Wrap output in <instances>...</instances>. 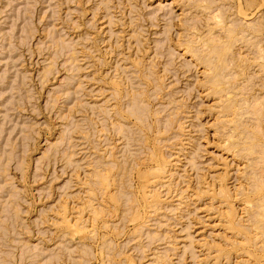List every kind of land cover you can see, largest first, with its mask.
Wrapping results in <instances>:
<instances>
[{
    "label": "rangeland",
    "instance_id": "1",
    "mask_svg": "<svg viewBox=\"0 0 264 264\" xmlns=\"http://www.w3.org/2000/svg\"><path fill=\"white\" fill-rule=\"evenodd\" d=\"M0 264H264V0H0Z\"/></svg>",
    "mask_w": 264,
    "mask_h": 264
},
{
    "label": "bare ground",
    "instance_id": "2",
    "mask_svg": "<svg viewBox=\"0 0 264 264\" xmlns=\"http://www.w3.org/2000/svg\"><path fill=\"white\" fill-rule=\"evenodd\" d=\"M232 141V140H231ZM249 185V184H248ZM253 209V208H252Z\"/></svg>",
    "mask_w": 264,
    "mask_h": 264
}]
</instances>
